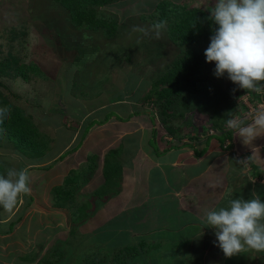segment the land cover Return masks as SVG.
I'll return each instance as SVG.
<instances>
[{"label": "rangeland", "instance_id": "1", "mask_svg": "<svg viewBox=\"0 0 264 264\" xmlns=\"http://www.w3.org/2000/svg\"><path fill=\"white\" fill-rule=\"evenodd\" d=\"M161 1L118 0L112 4L96 6L97 19H105L108 26L103 29L91 30L82 25H75L68 11L52 0H0V57H2L1 54L3 56L12 54L13 59H19L25 63L35 62L47 74L45 78H42L39 75L37 77L35 75L37 73H35L32 74L33 77L30 81H25L15 72V65L5 68L4 72H0V92L13 105L19 107L23 114L29 116L38 127L41 132L40 141L43 140L45 146H49L46 151L47 160L50 159L48 154L56 152L61 147L59 146L60 141L66 137L62 135L61 130L64 126L59 124L63 117H67L73 131L83 127L82 131H77L79 138L75 146L83 140L86 130L88 133L85 138L88 135L92 136V140L99 137L97 131L90 132L98 115H94L86 121L81 117L87 113V103L89 101L96 102L98 100L96 96L100 92L106 91V95L103 93L101 98L118 99L120 94L132 93V96L142 97L145 100L144 103L154 102L155 110L161 121V123L157 122L155 118V125H157L155 128L160 129L162 135H165V127L171 128L174 130L172 134L177 138H183L196 131L195 135L199 137L201 136L200 130L204 131V136L212 134V120L220 119L214 117V111H217L218 108L225 111V115L223 117L221 115L225 121L230 112L240 116L239 110L237 111L236 108L233 110L232 104H229L224 96H231L236 106H240V101L251 102L248 97L250 93L248 94V91L246 92L232 83L227 78V74L222 78H216L213 75L215 63L206 62L204 55L205 49L209 46L210 37L199 39L196 45H193L203 54L200 67L197 68L194 79H191L192 85L183 89L179 96H172V99L160 95L168 88V82L162 81V79L173 72L176 62L186 54L187 48L171 39L167 30L163 32L161 38L155 39L132 32V28L133 26H149L154 22V19L158 20L156 9ZM168 1L181 3L189 8L196 6L208 11L214 6V0ZM114 23L119 25L117 31L109 34V25L111 27ZM156 82L159 85L154 96L147 99V94L153 91ZM233 89H236L235 92L232 91ZM108 90L109 92H107ZM219 90L223 93L222 98L217 92ZM66 91L71 95L79 94L81 98L78 101L81 103L78 105L70 97L67 98ZM218 99H224L226 102H218ZM208 105L212 106L213 112L207 108ZM72 110H76L73 112L75 116L72 114ZM111 112H105L103 115H109V118L111 114H113L112 116L116 115ZM131 117L134 118V116ZM152 118L154 119V116ZM117 119L120 121L119 124L131 125V122L126 123L127 117H117ZM224 124L226 123L222 124L223 127ZM193 126H197L196 128L200 130H193ZM218 128L215 127V129ZM59 130L62 137L59 136ZM55 137L56 139L53 140ZM121 141L122 139H114V143L109 145V149L121 148L122 143V148H124L130 142L129 137L127 141L125 139ZM52 142H54L53 145ZM50 145H52V149ZM113 157H117V160L119 158L118 155ZM39 160V158L32 157L28 153V149L16 147L0 131V173H3L8 167L25 168L27 163L33 162L34 166L31 164L29 170L32 177L30 194L36 199L31 205V210H28L27 214L25 213L24 220L20 221L21 224L17 223L13 231H9V224L26 209L30 194L24 196L11 213L0 208V264H37L42 256H45V259L56 261L58 258L61 259V256L58 255L64 249L67 252L63 255L70 252L71 256L75 258L74 261L79 260V263L85 264L87 257L90 261L97 260L87 264H113L112 257L106 255L114 253L110 252L111 246L103 243L104 236L96 235L95 240L90 231L79 233V224L88 228L96 227L99 223H87L84 220L74 225L70 212H65V209L61 210V213L52 211L54 208L50 204V193L54 187L50 188L49 172L37 170ZM115 179L118 178L115 177ZM115 182L114 186H117V180ZM83 188L84 183H80L74 192L76 199L70 205L72 210H76L79 205L89 200V196L84 194ZM105 188L107 187L104 185L102 189ZM91 199L99 200L98 197ZM108 200L110 199H106V201ZM99 201L102 203L101 199ZM112 207L115 208L116 205H112ZM96 209L101 210L100 207H96ZM112 211L113 209H111ZM139 214L125 213L119 222L138 229H147L149 227L147 224L153 221L148 220V223L145 224L143 222L135 223V226L129 224L134 223L136 218L134 220L131 218ZM102 218H105V215ZM24 221H27L28 224H25ZM36 222H39L42 227L44 226L43 238L49 237L46 242H44L45 239L43 241L40 239L41 231L30 235L29 228L33 232ZM57 222L62 223L60 226L63 229L60 226H54V223ZM24 225L29 228L27 229ZM74 228L76 229L75 234ZM50 235L52 236L50 237ZM112 242H118L115 236H113ZM146 243L151 244L150 235L132 238L128 242V246H135L141 251ZM31 244L37 245L32 247ZM118 248L124 249L125 246ZM118 253L115 255L116 260L120 258ZM22 254L31 255L33 259L35 257L36 259L33 260V263L28 260L20 262L19 256ZM146 254L148 253H145L143 257L135 256L127 261L120 258L121 263L114 264H157V257H159L157 253L156 257L153 253L150 254L152 257H146ZM144 257L150 262H143ZM67 259L70 260L69 257ZM227 262L224 263L227 264ZM61 263H64V259ZM234 263L241 262L235 261ZM48 264L50 263L48 262Z\"/></svg>", "mask_w": 264, "mask_h": 264}, {"label": "crops", "instance_id": "2", "mask_svg": "<svg viewBox=\"0 0 264 264\" xmlns=\"http://www.w3.org/2000/svg\"><path fill=\"white\" fill-rule=\"evenodd\" d=\"M105 92H100L96 96L98 98L96 102L89 101L87 113L83 117L79 116L86 121L98 115L90 132L97 131L99 137L92 140V136L88 135L85 138L88 133L86 130L83 140L75 146L79 138L77 131H82L83 127L73 131L67 117H63L59 124L64 126L61 130L62 135L66 137L60 141L61 147L56 152L48 154L50 159L47 160L48 146L45 154L38 157L40 160L36 168L42 172H49L51 189L64 185L67 176L77 174L78 183H84V194L94 198L107 181L108 164L111 166L114 161V166L120 164L121 170L114 176V181L121 182L120 193L116 196H112V192L110 196L105 195L110 199L107 202L104 196L98 197L102 203L97 199L93 202L94 206L101 208L100 211L111 216L90 231L95 240L96 235L100 234L101 237H105L103 243L112 247L110 252L114 254L106 256L112 257L113 264L118 262L116 253L123 250L117 247L125 246L124 249L135 247L128 246L132 238L148 235L151 244H144L141 251L136 247L135 251L132 249L131 255H126V261L135 256L143 257L145 253H148L146 257H152L150 256L152 253L156 257L157 253L159 255L157 264L186 262L225 264L224 262L227 261V264H264V252L254 250L231 258L225 257L215 243L214 229L203 228L205 225L202 220L205 209L224 206L230 197L242 196L244 199H250L252 192L255 191L261 199H264V136L258 137L251 145H245L233 131L226 130V124L218 129L212 127L218 133L206 136L204 131L196 128L197 126H193V130H200L199 137L195 135L196 131L183 138H177L166 129L165 135H162L160 129L155 128L157 120L152 118L150 109L143 107L147 103H144L142 97L134 98L132 93H127L118 95V99L101 98L103 93L106 95ZM65 94L78 105L81 103L78 101L81 98L79 94L71 95L67 91ZM74 111L76 110L71 111L73 115ZM105 112L115 113L116 117L111 114L109 118V115H103ZM117 117H127L126 123L131 122V125L119 124ZM155 130L157 133L154 132ZM58 132L62 137L61 131ZM128 137L129 145L122 148V143L121 148L117 149L118 160L117 157H110L111 164L108 163L106 157L112 149H109V145L114 143V139L127 141ZM152 140H155L154 145ZM52 145H50L51 149ZM239 161L244 163L241 164ZM29 163L25 167L30 170V165L34 166V164ZM50 195L53 212L61 213L64 209L65 212H70L67 208L56 206L52 192ZM112 205L116 207L113 208ZM129 212L140 213L133 218L130 217L136 220L129 224L135 226V223L145 224L148 220L153 222L147 224L149 226L147 229L121 224L119 221L122 215ZM24 222L28 224L27 221ZM61 224L57 222L54 226ZM24 226L28 229L30 223L29 227ZM29 229L31 236L41 231L40 239L42 241L45 239L44 242L49 239V237L43 238L45 233L42 231L45 228L39 222H36L33 232L31 228ZM113 236L116 237L117 243L112 242ZM31 245L35 247L37 244ZM146 257L143 258V262H150ZM74 259L68 264H83ZM235 261L241 263H234Z\"/></svg>", "mask_w": 264, "mask_h": 264}, {"label": "clouds", "instance_id": "3", "mask_svg": "<svg viewBox=\"0 0 264 264\" xmlns=\"http://www.w3.org/2000/svg\"><path fill=\"white\" fill-rule=\"evenodd\" d=\"M209 12V19L217 27L212 30L204 55L206 62L215 63L213 75L222 78L227 74L240 89L264 92V0H214ZM167 27L166 19H158L149 26H133L132 32L159 39ZM147 105L143 107L153 111L161 123L154 102ZM10 112L7 106L0 108V122ZM225 123L243 144L251 145L264 136V108L247 117L230 112ZM31 184V173L26 167H8L0 173V208L13 212L21 199L31 193ZM202 220L203 228L214 229L215 243L225 257L250 250L264 252V199L257 192L253 191L250 199L230 197L224 206L205 209Z\"/></svg>", "mask_w": 264, "mask_h": 264}, {"label": "trees", "instance_id": "4", "mask_svg": "<svg viewBox=\"0 0 264 264\" xmlns=\"http://www.w3.org/2000/svg\"><path fill=\"white\" fill-rule=\"evenodd\" d=\"M54 3H58L59 5L63 6L69 13V15L73 18V22L75 25L84 26L91 30H98L107 28L108 24L105 19H97L96 16V6L101 5H108L117 2L118 0H52ZM159 8V9H158ZM157 19H166L168 21V27L167 31L169 34V37L173 39L177 44L181 43L187 48L186 54L180 58L175 66L174 70L170 75L165 76L162 81L168 82V88L161 92V96H166L168 99H172V96H179L183 89L186 87H189L192 85L191 79H194L193 77L196 75V70L199 68L201 60H202V52L193 45H196L197 41L199 39H206L212 35L213 28L217 27L213 24V22L209 19L210 12L208 10H204L200 7H187L186 5H183L181 3H175L173 1L168 0H162L160 5L157 6ZM156 21V19H154ZM118 24L114 23L111 27L109 25L110 30L108 33L113 34L117 31ZM0 57V72H4L5 68H10L15 65V72L18 76L22 77L25 81H30L33 77L32 74L37 75V77L41 76L42 78L46 77V72L41 70V68L38 66L35 62L25 63L22 62L19 59H13L14 56L12 54H7V56ZM18 62V64H17ZM39 75V76H38ZM159 83L156 82L154 84L153 91H150V93L147 94V99L151 98L155 94V90L157 89ZM220 95V98H222V91H217ZM216 92V93H217ZM247 92V91H246ZM249 94V100L251 102L255 101H261L262 95L260 93L255 92H247ZM138 96V95H137ZM137 96H132L136 98ZM225 99L229 102V104H232L233 110L234 108L239 110V112L242 109L247 108L246 104L243 101H240V106H236L231 96H224ZM143 99V98H142ZM233 100H235L233 98ZM224 102L223 99H218V102ZM226 102V101H225ZM0 105L1 108L7 106L11 109L10 116L3 119V122H0V131L5 134V136L9 139L10 142H12L16 147L28 149V153L34 157H42L45 154V151L47 147L45 146V143L40 141V131L38 127L31 121L30 117L23 114L19 107H16L13 105L7 98L3 97V95L0 92ZM240 107V109H238ZM209 110L212 111V106L208 105L207 107ZM227 108V107H226ZM242 108V109H241ZM206 109V111H208ZM213 112V111H212ZM216 118H220L217 120H212L211 126L212 127H223V123L225 122V119L221 118L225 115V111H222L221 109H217V111H214ZM154 116V115H153ZM152 116V117H153ZM214 119V118H213ZM155 120V117H154ZM169 132L174 133V130L171 128L167 129ZM157 133V130L154 131ZM231 135V133H229ZM152 144H155V140H152ZM117 149H111L108 153V163H110V157H113L116 155ZM112 162L111 166L108 164V169L106 171V183H105V189H101L97 191V195H94V197H103L104 199H108L105 197V195L110 196V192H112V196H116L118 193H120L121 188V182H117V186L115 188H112L114 184L116 183L114 181V176L117 172H120L121 166L118 164L117 166H114ZM110 166V167H109ZM50 167V166H49ZM47 167V168H49ZM121 174V173H120ZM77 174H72L66 177V181L64 185L61 186H55L52 190V194L56 203V206L60 208H67L70 210V216L72 218V223L74 225H77L78 223L83 222L84 220L87 221V223H99L102 224V222L107 221L110 218V214L103 213V211H99L96 209V206H94V200L89 198L87 202L84 204H81L77 207L76 210H72L70 207L71 204H73L74 200L76 199V196L74 195V192L76 189H78L79 183L77 181ZM120 180L122 181V176L120 175ZM65 186V187H64ZM118 188V189H117ZM113 189V191L111 190ZM75 196V198H74ZM36 201L35 197L30 194V200L28 202V205L26 209L22 212L20 216L15 221L10 222L9 224V231H13L16 224L20 223V221L24 220L26 212L28 210H31V205H33V202ZM107 202V201H106ZM96 211V212H95ZM26 213V214H25ZM103 215H105V218H102ZM86 223V224H87ZM85 224V225H86ZM97 224V225H99ZM79 233L91 231L95 227H83V224H79ZM94 226V225H92ZM76 229L74 228V234ZM135 247H129L128 249H123L118 254L120 255V258L126 260V255L130 256L132 249ZM63 250V249H62ZM66 251L64 249L62 252L59 253V257L61 256V259H57L56 261H52L50 259H45V256L40 257L37 264H62L61 261L64 259L63 264H68L70 262L71 253L68 252L66 255H63ZM67 257L70 258L67 259ZM118 259V262L120 260ZM36 257L33 259L31 255L28 254H22L19 256L20 262H25L28 260L30 263H33V260H35ZM95 260H89L86 257L85 263H90ZM121 263V262H119Z\"/></svg>", "mask_w": 264, "mask_h": 264}, {"label": "built area", "instance_id": "5", "mask_svg": "<svg viewBox=\"0 0 264 264\" xmlns=\"http://www.w3.org/2000/svg\"><path fill=\"white\" fill-rule=\"evenodd\" d=\"M260 94L263 96L261 101H255V102H250V103H248V100L243 101L246 104L247 108L241 110L240 112L241 117H247L249 116V114L253 113L255 110L264 108V92ZM151 106H153V104ZM155 114L157 115L156 112ZM226 130H228L227 127H226ZM211 131H212V134L218 133V131L213 128Z\"/></svg>", "mask_w": 264, "mask_h": 264}]
</instances>
